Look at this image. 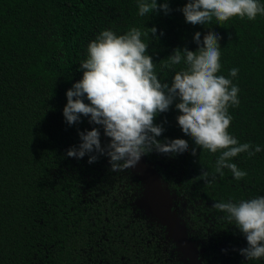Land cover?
Masks as SVG:
<instances>
[{"label": "trees", "instance_id": "trees-1", "mask_svg": "<svg viewBox=\"0 0 264 264\" xmlns=\"http://www.w3.org/2000/svg\"><path fill=\"white\" fill-rule=\"evenodd\" d=\"M167 2L168 14L140 16L139 0H0V264H190L167 229L139 206L145 179L132 168L112 172L106 156L91 164L88 155L67 156L81 143L79 132L99 127L83 116L70 126L63 116L88 44L103 30L122 35L134 27L157 29L142 39L162 83L185 68L183 61L162 66L175 49H198L196 32L201 40L210 31L222 37L218 75L231 78L230 70H239L231 78L239 105L229 107L228 131L262 149L232 158L247 176L237 181L229 169L216 173L219 152L197 149L192 156L195 144L178 126L175 105L156 117L165 129L157 139L187 140L189 151L142 158L157 170L202 264H264L239 255L246 239L213 207L264 196V16L194 26L179 11L187 0ZM100 134L107 144L102 128ZM201 169L215 181L202 180Z\"/></svg>", "mask_w": 264, "mask_h": 264}, {"label": "clouds", "instance_id": "clouds-1", "mask_svg": "<svg viewBox=\"0 0 264 264\" xmlns=\"http://www.w3.org/2000/svg\"><path fill=\"white\" fill-rule=\"evenodd\" d=\"M160 11H171L167 0L160 5L157 0H139L140 16ZM179 11L186 23L195 26L210 23L213 18L219 23L233 18L255 21L257 16H264V4L260 0H187ZM148 30L142 32L134 27L122 35L103 30L88 44L87 58L79 67L82 78L66 92L63 116L70 126L80 123L83 116L99 127L79 132L81 143L70 148L67 156L81 159L88 155L89 164L106 156L110 170L117 172L135 168L142 157L153 152L169 157L183 155L189 151L187 140L157 139L165 129L163 124L155 123L156 117L175 105L178 126L195 144L191 155L195 157L197 149L219 152L215 172L223 176L226 168L237 181L244 179L247 172L232 163V158L241 153L252 157L262 149L240 143L228 131L232 123L229 107L239 105V88L231 78L239 70L231 69V78L218 75L222 37L210 31L201 40V33L196 32L198 49H175L162 66L183 61L185 68L175 72L170 83H162L156 74V63L148 54L149 44L142 39L149 33L155 37L157 29ZM101 128L109 140L105 145L101 144ZM209 176L201 169L200 178L211 184L215 176ZM213 207L226 213L222 218L234 222L246 239L247 246L238 250L239 255L247 261L264 258V196L238 203L220 201Z\"/></svg>", "mask_w": 264, "mask_h": 264}, {"label": "water", "instance_id": "water-1", "mask_svg": "<svg viewBox=\"0 0 264 264\" xmlns=\"http://www.w3.org/2000/svg\"><path fill=\"white\" fill-rule=\"evenodd\" d=\"M136 174L146 181V196L139 203L147 214L154 216L166 229L169 238L173 239L179 251L190 264H202L200 249L190 244L188 232L173 213L172 199L166 194L156 169L149 167L142 158L135 168Z\"/></svg>", "mask_w": 264, "mask_h": 264}]
</instances>
